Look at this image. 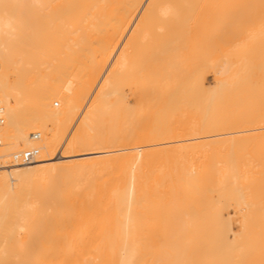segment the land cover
<instances>
[{
  "label": "bare ground",
  "instance_id": "1",
  "mask_svg": "<svg viewBox=\"0 0 264 264\" xmlns=\"http://www.w3.org/2000/svg\"><path fill=\"white\" fill-rule=\"evenodd\" d=\"M0 106V264H264V0H0Z\"/></svg>",
  "mask_w": 264,
  "mask_h": 264
},
{
  "label": "built area",
  "instance_id": "2",
  "mask_svg": "<svg viewBox=\"0 0 264 264\" xmlns=\"http://www.w3.org/2000/svg\"><path fill=\"white\" fill-rule=\"evenodd\" d=\"M2 123V116H1V106H0V124ZM1 145V141H0ZM32 158V152L31 151H25L21 153L16 159L19 160L20 163H28Z\"/></svg>",
  "mask_w": 264,
  "mask_h": 264
},
{
  "label": "rangeland",
  "instance_id": "3",
  "mask_svg": "<svg viewBox=\"0 0 264 264\" xmlns=\"http://www.w3.org/2000/svg\"><path fill=\"white\" fill-rule=\"evenodd\" d=\"M126 88H128V86H124V87H123V90H122V93H123V94L120 95V96L122 97V96H125V95H126V98L123 97V99H125L126 101L129 102L131 96H129V95H128L129 97L127 96V93H128V91H129V90H128L129 88H128L127 90H126ZM94 91H95V90H94ZM126 92H127V93H126ZM129 94H130V93H129ZM121 97H120V98H121ZM127 97H128V98H127ZM86 100L89 102L90 99H89V98H88V99L86 98L85 101H83V104L85 103V104L87 105L88 102H87ZM85 104H84V105H85ZM62 151H63V150H61V152H62ZM93 151H94V150H93ZM86 152H87V151H86ZM88 152H90V151H88ZM57 156H58V154H57ZM236 227H238V226H236Z\"/></svg>",
  "mask_w": 264,
  "mask_h": 264
}]
</instances>
